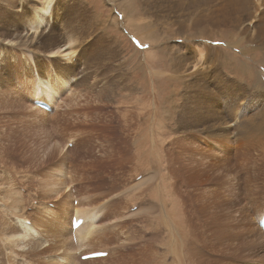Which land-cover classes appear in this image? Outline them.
I'll return each mask as SVG.
<instances>
[{"label":"rangeland","instance_id":"rangeland-1","mask_svg":"<svg viewBox=\"0 0 264 264\" xmlns=\"http://www.w3.org/2000/svg\"><path fill=\"white\" fill-rule=\"evenodd\" d=\"M4 1L0 0V54L7 62L0 67V82L4 81L0 83V204L5 208L0 207V233L20 231L13 226L16 216L4 212L9 210L5 204L11 207L14 202L17 217L29 219L50 241L57 225L61 232L68 229L73 205L77 206L71 197L75 189L80 206L89 212L109 214V206L114 208L99 225L120 235L117 241L110 236L102 242L112 243L118 262L101 258L107 261L91 264H140L143 254L149 256L156 248L166 254L167 262L174 254L187 252L199 264H264V243L250 251L240 244L241 236L253 234L255 215L264 203V127L255 116L256 110L264 114V39L256 34L260 20L252 16L257 5L248 3L247 13L234 14L237 19L229 23L223 22L221 1L215 0H151L150 8L139 0ZM43 2H50L51 16L26 49L32 57L27 65L20 61L23 52L18 46L4 51L2 41L20 35L27 11ZM206 12L209 15L194 27L196 17L201 19ZM216 19L221 21L213 25ZM182 24L187 26L181 28ZM100 36L104 43L91 47ZM67 42L73 45L63 54L77 50L69 68L65 60L47 56ZM188 54L191 58L179 65L178 58ZM59 77L68 81L69 91L61 94L52 113L36 112L32 106L36 84L40 78L54 84ZM258 79L262 88L254 89ZM209 101L212 105L203 104ZM183 110L207 116L201 120L205 127L214 125L210 118H216L219 139L214 137L218 128L198 125L186 130ZM122 125L128 130L121 132ZM158 125L163 128L154 142L144 143L149 129ZM114 132L120 133L114 134L122 142L119 146L109 143ZM252 137L261 143L250 144ZM209 140L219 150L202 145ZM67 141L71 146L65 145ZM168 149L175 151L167 154ZM149 153L162 168L161 175L165 173L161 176L165 179L151 182L163 187L164 201L159 191L157 196L148 192L147 198L129 193L141 174L152 172L150 166L155 165L148 163ZM166 163L176 175L170 186ZM250 186L259 188L254 197ZM257 195L261 197L256 206ZM153 202L157 209L149 212L147 204ZM152 217L156 238L151 247L154 229L147 218ZM198 236L201 243L195 240ZM37 242L44 245L43 252L50 245ZM2 249L1 243L0 264H11ZM87 251L77 250L76 260ZM19 257L22 263L35 264L26 251Z\"/></svg>","mask_w":264,"mask_h":264},{"label":"bare ground","instance_id":"bare-ground-1","mask_svg":"<svg viewBox=\"0 0 264 264\" xmlns=\"http://www.w3.org/2000/svg\"><path fill=\"white\" fill-rule=\"evenodd\" d=\"M53 1V0H51ZM216 1H221V13L224 18H223V22H233L237 19L236 16H234V14L236 13H239L241 16L242 15H245L247 13V10H248V3L249 4H252V5H257L252 13V16L254 19H257V20H260V23L258 24H255L257 25V31H256V34L264 39V0H215L214 2ZM3 3L6 4L7 1H4L2 0ZM139 2H141L143 4L144 7H149L152 3L151 0H139ZM203 2V1H202ZM207 2L211 3L213 2L212 0H208ZM9 3V2H8ZM37 3V2H36ZM25 8H27V4H24ZM259 6V7H258ZM263 6V8H261ZM1 7V6H0ZM30 8V7H29ZM150 8V7H149ZM215 10H218L219 8L218 7H214ZM48 10H50V2H43V3H40L39 4V7H37L35 10L31 7V10L30 11H27L28 12V19L24 16H22L23 18H26V20L22 19L24 22H23V25H22V28H19L21 30V34H13V37L11 39H4L6 41H2L3 42V45L6 47L4 48L3 50L6 51L7 48H10L12 49L13 47H19L18 50H22L23 54H22V58H20V61L23 60L24 64H29L32 57L31 55L26 51V49H30V46L32 45V43H34V39H35V36L39 33V35H41L42 33V27H44V29L47 27V19L49 16H51L50 12H48ZM149 9H147L148 11ZM259 11V13H258ZM57 15V13H56ZM209 15L208 12L204 13L203 17H201V19L199 18V16H197V21H195L194 23V27H196L199 23H200V20L202 21L203 18H206L207 16ZM19 15V17H21ZM52 18L53 20L56 19V16L54 14H52ZM262 20V21H261ZM45 21V26H43V22ZM221 20L220 19H216L214 21H212V24L213 25H217ZM77 22V21H76ZM82 22V21H81ZM107 23V22H106ZM104 26H105V23L103 22L102 23ZM17 26V24H15ZM185 24H182L181 28L184 26ZM143 26V25H142ZM140 26V27H142ZM146 26V25H145ZM148 26V24H147ZM150 26V25H149ZM187 26V25H185ZM184 26V27H185ZM8 27V26H7ZM41 27V28H40ZM72 27V26H71ZM136 27V26H134ZM138 27V26H137ZM136 27V28H137ZM183 27V28H184ZM98 29V28H97ZM18 30V31H20ZM14 31V29H13ZM17 31V30H16ZM31 31V32H29ZM106 31V30H105ZM11 32H12V29H11ZM90 32V31H89ZM88 32V33H89ZM1 34V33H0ZM102 34V33H101ZM30 35H32L31 37H29ZM9 36V34H8ZM38 36V35H37ZM10 38V36H9ZM106 40V39H105ZM103 40V37L100 36L95 42H93V45L91 47H98V45L104 43ZM106 43V42H105ZM51 44V43H50ZM67 44V45H66ZM66 45V46H65ZM73 44L70 43V42H67L64 44L65 48H55V50H51L49 54H47L48 58L49 59H54V58H58L59 60H65L66 62H64V66H66L67 68H69V64H72V62L74 60H72V58L77 55L76 52L77 50L76 49H70L67 53L63 54V51L64 49L66 48H71ZM14 49V48H13ZM16 49V48H15ZM98 49V48H97ZM103 49V48H102ZM106 49V48H105ZM104 49V50H105ZM14 51V50H13ZM67 51V50H66ZM65 51V52H66ZM189 51H193V50H190ZM15 53V52H14ZM200 53V52H199ZM192 54V53H191ZM190 54V55H191ZM189 54L188 55H185V57L182 59V58H178L179 60V65L185 63L186 61H188V59L191 58ZM17 56V55H16ZM1 54H0V67L2 66V63L3 62H7L5 61V58L6 56L4 55V59L1 60ZM198 59V57L196 58ZM202 59V57H201ZM13 60H15L13 58ZM152 61V60H151ZM6 64H9V63H6ZM21 64V63H20ZM11 65V64H10ZM14 65V64H13ZM181 67V66H180ZM66 68V69H67ZM182 69V68H181ZM1 70V68H0ZM198 72V71H197ZM10 73H8L7 75H9ZM67 74V73H66ZM200 74V72H199ZM6 75V76H7ZM2 77V75H0V78ZM203 77V76H202ZM206 77V76H205ZM6 79V78H5ZM74 78H72L71 80L73 81ZM4 82L3 80L0 82L2 83ZM53 82V81H52ZM52 82L50 81V79H47V78H40V82L36 84L34 90H35V93H34V96H33V100H32V106L35 108L36 112H39V113H45V114H50L52 113V111L55 109V105L57 104V101L60 100V97H61V94L63 92H68L69 89H70V86H69V83L66 79L64 78H61L59 77V80H56V82L54 84H52ZM66 82V83H64ZM256 84H253L252 87H254V89H260L262 88V81L260 79H258L257 81H255ZM254 82V83H255ZM198 86V85H197ZM251 87V86H250ZM42 92V93H41ZM46 97V98H45ZM211 100V99H210ZM214 101V99H212ZM213 101H209V102H203L206 103L207 105H212ZM35 102H43V103H46L47 106L49 107V110L46 111V110H42V109H39L37 108L34 103ZM216 103V102H215ZM219 104V103H217ZM188 107V106H185V108ZM31 108V107H30ZM215 108V107H213ZM192 109V108H191ZM209 109V108H208ZM172 110V109H171ZM195 110V109H194ZM207 110V109H206ZM188 114V113H185V111L183 110L182 113H181V123L182 125L185 126L186 130L189 129V130H193L191 129V126L195 127V126H200L201 129H207V128H218V133H216L214 135V137H216L217 139H219V127H215L216 126V121L217 119L216 118H210L211 121H213L214 125H208V127H205L206 124L205 122H203L205 119V117L207 116H203V115H197L195 114ZM209 115V114H208ZM217 115V114H216ZM215 116V115H214ZM255 116L256 117H259L260 119L258 120V124L260 126H263L264 127V114L262 111L260 110H256L255 111ZM165 118V117H164ZM208 118V117H207ZM135 119V118H134ZM214 119V120H213ZM123 120V119H122ZM203 120V121H201ZM208 120V121H210ZM212 123V122H211ZM222 124V122L220 123ZM224 124V123H223ZM163 128V126H156V127H152L151 129H149V133H145L147 134L148 136H146L147 138H144L143 139V142L147 141V139H151L152 142L153 141V138L155 136V134L158 133V131H160V128ZM197 128V127H196ZM199 128V129H200ZM227 128V127H226ZM117 131H118V128H116ZM114 129V130H116ZM198 129V128H197ZM121 132L123 131H127L128 130V127H125L122 125V127H120L119 129ZM195 130V129H194ZM118 133V132H117ZM117 133H112L111 137L112 139H110V144L113 145V146H119V144H121L122 142L119 141V137L116 138L117 136H115L114 134L117 135ZM120 134V133H118ZM162 135H164L163 133H159ZM221 134V133H220ZM224 135H226L227 133L226 132H223ZM222 136V135H221ZM123 137V136H122ZM144 137V136H143ZM142 137V138H143ZM146 139V140H145ZM144 142V143H145ZM257 142H260L261 141L259 139H254L253 137L251 138L250 140V144H254V143H257ZM72 141H67L66 142V146H71ZM173 144L175 142H172ZM204 144H202L204 147H206L205 144H207L208 146L214 148L215 150H219L218 146L215 144V142H213L212 140H209L207 141L206 143L203 142ZM219 143V142H218ZM172 145V144H171ZM170 145V146H171ZM258 145V144H257ZM251 146V145H250ZM259 146V145H258ZM248 148V146H246ZM186 149V148H185ZM146 150V149H145ZM191 150V149H190ZM216 150V151H217ZM59 151H62V150H59ZM169 151V149L167 150V152ZM175 151V150H174ZM174 151H170V153L168 152L167 154H171V152H174ZM249 151V150H248ZM251 151V150H250ZM210 152V151H209ZM65 153V152H64ZM146 153V152H145ZM166 153V152H165ZM176 153V152H175ZM193 153V152H192ZM133 154V153H132ZM166 154V155H167ZM174 154V153H172ZM178 154V152H177ZM187 154V153H186ZM212 154L215 155V153L211 152V156ZM227 154V153H226ZM149 155H151L152 158L149 159V164L150 165H155L154 167L150 166L151 167V170L152 172H149L148 174H145L142 175L141 174V179L138 178L139 182L136 183L137 185H134L132 187H130L129 189L132 191V192H129V193H133L132 195H135L137 197H146L149 196L148 194L151 192V193H154V196L156 194L157 196V192L161 194H159L160 197H163L162 201L165 200V191L163 190V187H159L157 185H153L151 184V182L155 179H158L159 177L163 176L165 173V171L163 172L164 174L161 175V170L162 168H160L158 166V164L153 160V153H149ZM190 155V154H189ZM223 155V154H222ZM228 155V154H227ZM132 156V155H131ZM135 156V155H134ZM140 156V155H139ZM172 156V155H171ZM216 156V155H215ZM224 156V155H223ZM129 159H133L134 157H130L128 156ZM176 157V156H175ZM174 157V158H175ZM177 157H179L177 155ZM191 157V156H190ZM193 157V155H192ZM214 157V156H213ZM136 158V157H135ZM134 158V159H135ZM173 158V159H174ZM139 159V158H138ZM168 159H169V156H168ZM194 159H197V158H194ZM201 159H202V155H201ZM204 159V157H203ZM176 160H178L176 158ZM174 160V161H176ZM198 160V159H197ZM196 160V161H197ZM216 160V159H215ZM172 161V160H171ZM170 161V162H171ZM169 162V160H167V163ZM178 162V161H177ZM199 162V161H198ZM197 162V163H198ZM218 162V161H216ZM147 163V164H148ZM166 163V164H167ZM196 163V162H195ZM179 164V163H178ZM199 165H201L200 163H198ZM149 166V165H148ZM169 165L167 164V167ZM217 166V165H216ZM177 167V165H176ZM183 167V166H182ZM218 167V166H217ZM154 168V169H152ZM166 168V167H165ZM214 168V167H213ZM164 169V168H163ZM185 169V166L184 168ZM141 170V169H140ZM171 168L169 166V168H167L166 170V174L165 176H168L169 178V182H168V186H170V179H174L176 178V175H175V171L174 172H171ZM182 170V169H181ZM232 170V169H231ZM149 170H146L145 172H148ZM163 171V170H162ZM226 171V170H225ZM59 172V171H58ZM57 172V175H60V173ZM182 172V171H181ZM185 172V171H184ZM179 173V172H177ZM62 174V173H61ZM246 175V174H245ZM63 177V176H62ZM161 178H166V177H161ZM41 181V180H40ZM54 181V180H53ZM63 181V180H62ZM57 182V181H56ZM61 182V181H60ZM184 183V182H183ZM54 184V183H53ZM62 184V182H61ZM116 184V183H115ZM185 184V183H184ZM252 184V183H251ZM45 186V184H44ZM119 186V185H118ZM175 186V184H174ZM252 186V185H251ZM250 186V188H251ZM255 186V185H254ZM254 190L251 188H249L251 190V192L253 193V197H254V194L256 192H258V187H254ZM46 187V186H45ZM62 187V186H61ZM63 189V188H62ZM124 189V188H123ZM48 190V189H47ZM114 190H117V187L114 188ZM1 191V190H0ZM44 191V190H43ZM61 191V189H60ZM69 191V190H68ZM118 191V190H117ZM164 191V192H163ZM54 192V191H53ZM149 192V193H148ZM171 192V191H170ZM122 193V192H121ZM128 193V192H127ZM163 193V195H162ZM49 194V193H48ZM68 194V193H67ZM58 195V194H57ZM251 195V194H250ZM15 196V194H14ZM129 196V195H128ZM172 196V194H171ZM58 197V196H57ZM70 197V196H69ZM150 197V196H149ZM173 197V196H172ZM261 197V195H257V197H255L253 199V203L255 204L257 202V200ZM17 198V197H16ZM7 199V198H6ZM9 199V198H8ZM1 200V199H0ZM5 200V199H4ZM77 200V206L74 207L73 205V210H72V214L74 212V216L71 215V217L69 218V223H68V229L66 228L65 231H60L59 228H58V225H57V229H54V235L53 238L50 240V241H47L45 240L41 234L43 233H40L41 230H37L33 224L30 222L29 219H26V218H23V217H20L18 218L17 216V203L16 205L14 204V202L11 204V207L9 204H5L7 206H9V210H6L5 209V213H10L12 212V215L13 216H16L14 217L15 218V221L13 226H17L20 231L19 232H13V233H10V231H2V233H0V241L2 243V250H5L6 251V256L9 257L10 259V263L11 264H33V263H30V262H24L22 263L21 260H20V257H19V252H24L25 254V251L27 253V255L31 254V257L35 258V264H91V263H96V262H104V261H107V260H113L115 258V263L118 262L117 259L119 258V256H114L115 255V249L113 247H110L111 244L109 243H102L103 241L109 240L110 236H111V239H116L115 241L118 240V237L120 235H118L117 233H114L111 231V227L110 226H107L106 224L105 225H99V223L101 222L102 218L105 217V216H109V214L112 213V211L114 210V208L112 206H109L110 208V212L111 213H107V214H103L101 213V211H92V212H89L88 210H85L83 209L81 206H80V202ZM145 200V199H144ZM143 200V201H144ZM6 201V200H5ZM15 201V200H13ZM72 201H74V199H72ZM142 201V199H141ZM8 202V200H7ZM66 202V201H65ZM149 202V201H148ZM74 204V203H73ZM253 204V205H254ZM118 205V202H116L115 206ZM148 207V211L151 212V211H154V208L157 209V206L155 205V203L153 202L152 204H147ZM256 205V204H255ZM6 206V207H7ZM56 206V205H55ZM79 206V207H78ZM257 206V205H256ZM0 207L5 208V206H2L0 204ZM69 207V206H68ZM92 207V206H91ZM46 209H48L47 207H45ZM113 208V209H112ZM37 209H38V206H37ZM36 209V210H37ZM35 210V211H36ZM48 210H51V209H48ZM108 210V209H107ZM198 210V209H197ZM255 210V209H254ZM116 212V211H115ZM20 213V212H19ZM140 213V211H137V215ZM185 213V212H184ZM27 214V213H26ZM264 214V203L261 207V209L258 211V213L255 215V218H254V221H255V227H253V234L251 236H241L240 240H242V242L240 243L242 245V247L244 249H249L250 251V248H254V247H257L259 246L258 244L259 243H264V234L262 232V229L258 226V223H259V220L260 218L263 216ZM29 215V214H27ZM119 215V214H117ZM185 215V214H184ZM73 217L75 218L74 220L75 221H78L80 220L81 221V224L79 225V227L74 231V233L72 234V230H71V221L73 219ZM184 218V216H183ZM43 219V218H42ZM47 219V218H46ZM148 221L150 222L149 223V226H151L153 228V220L155 219V217H152V218H147ZM238 219V218H237ZM2 220V219H1ZM13 220V219H12ZM187 220H188V217H187ZM28 221L30 223H28ZM189 221V220H188ZM192 221V220H191ZM13 222V221H12ZM48 222V221H47ZM51 222V221H50ZM59 223V222H58ZM244 225V224H243ZM243 228V226H242ZM4 229V228H3ZM7 229V228H6ZM154 229V228H153ZM246 229V227H245ZM202 230V229H201ZM243 230V229H242ZM118 231V230H117ZM122 232V231H121ZM123 233V232H122ZM45 235V234H44ZM116 235H117V238H116ZM190 235V234H188ZM99 236L97 239L96 237ZM200 236H198L197 238H195L196 242L197 243H201L202 242V239L199 238ZM60 238H62V240H60ZM153 238L152 242L149 241L150 243V246H154L155 244L153 243V241L155 240L156 238V231L154 229V235L151 237ZM38 240H41L43 241L42 244H45L44 242L47 243V246L48 248L45 249L43 252L41 250V247H43L44 245H38ZM31 241H33L34 243L31 244ZM96 241H98L96 243ZM192 241V240H191ZM201 241V242H200ZM0 243V244H1ZM153 243V244H151ZM162 244V243H161ZM164 245V243L162 244ZM122 246V245H121ZM148 246V247H147ZM145 245L146 248H150L149 245ZM144 247V248H145ZM85 251V250H88L86 253H83L81 254L79 257V259L81 260V257L84 256V255H88V254H93V253H97V252H105L107 254L106 258L107 260H100V258H96V259H87V261L85 262H80L79 259L76 260V256H75V253L76 251ZM144 249H142L141 252H143ZM50 252H55V253H59V255H62L61 257L57 258L56 259V255L54 257H51L49 255H47L48 253ZM200 252V251H199ZM4 254V253H3ZM146 254V253H145ZM143 254L144 256H142V258H140V261L139 263L140 264H199V262L197 260H190L189 258V254L186 252L184 255L182 256H179L178 254H174L173 255V259L171 260V262H167L166 260V254L165 253H161L157 250L151 253V255H145ZM198 254V253H196ZM48 256V258H45L44 260L42 259L43 256ZM142 255V254H141ZM198 256V255H197ZM28 257V256H27ZM50 257V258H49ZM123 257V256H122ZM4 259H5V256H4ZM19 259V262L16 260ZM32 260V259H31ZM93 260V261H92ZM134 262V261H133ZM6 263V262H5ZM121 264V263H120Z\"/></svg>","mask_w":264,"mask_h":264},{"label":"built area","instance_id":"built-area-1","mask_svg":"<svg viewBox=\"0 0 264 264\" xmlns=\"http://www.w3.org/2000/svg\"><path fill=\"white\" fill-rule=\"evenodd\" d=\"M73 199H75L74 200V202H75V204H77V200H76V194H75V189H72V196H71ZM73 202V203H74ZM28 223H30V222H28Z\"/></svg>","mask_w":264,"mask_h":264},{"label":"crops","instance_id":"crops-1","mask_svg":"<svg viewBox=\"0 0 264 264\" xmlns=\"http://www.w3.org/2000/svg\"><path fill=\"white\" fill-rule=\"evenodd\" d=\"M168 51H170V49ZM182 56H183V54L180 57H182Z\"/></svg>","mask_w":264,"mask_h":264}]
</instances>
